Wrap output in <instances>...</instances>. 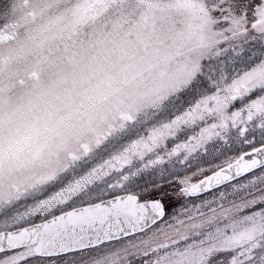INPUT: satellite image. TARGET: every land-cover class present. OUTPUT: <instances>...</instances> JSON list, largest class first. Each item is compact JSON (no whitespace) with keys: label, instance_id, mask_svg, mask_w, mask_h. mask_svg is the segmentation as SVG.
Instances as JSON below:
<instances>
[{"label":"snow or ice","instance_id":"snow-or-ice-1","mask_svg":"<svg viewBox=\"0 0 264 264\" xmlns=\"http://www.w3.org/2000/svg\"><path fill=\"white\" fill-rule=\"evenodd\" d=\"M0 264H264V0H0Z\"/></svg>","mask_w":264,"mask_h":264}]
</instances>
